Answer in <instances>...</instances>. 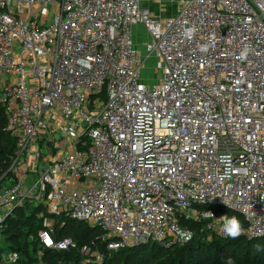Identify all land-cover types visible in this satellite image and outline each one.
<instances>
[{"label":"built area","instance_id":"2783aa9c","mask_svg":"<svg viewBox=\"0 0 264 264\" xmlns=\"http://www.w3.org/2000/svg\"><path fill=\"white\" fill-rule=\"evenodd\" d=\"M0 105L16 145L0 230L41 209L37 264L75 248L60 219L98 229L106 252L184 246L191 223L226 239L223 215L264 238V0H186L166 18L141 0H0Z\"/></svg>","mask_w":264,"mask_h":264},{"label":"trees","instance_id":"16d2710c","mask_svg":"<svg viewBox=\"0 0 264 264\" xmlns=\"http://www.w3.org/2000/svg\"><path fill=\"white\" fill-rule=\"evenodd\" d=\"M15 138L7 130L6 116L0 105V179L6 173L15 155ZM3 180L0 181V186ZM41 209L30 204L16 209L6 219L0 230L5 243L0 248L1 256L5 252H17L18 264H37V234L43 229L42 221L36 217ZM243 227L244 222L239 218ZM56 225L57 238H70L75 248L69 251L53 252L45 250L42 264H93L85 262L78 249L84 245H94L104 254L103 264H264V238L247 241L242 235L236 239H222L212 235L209 239L202 224L191 223L193 238L184 246L167 249L163 244H149L119 252H106L104 244L97 240L98 229L81 225L65 232L70 220H59ZM64 222V226L61 224Z\"/></svg>","mask_w":264,"mask_h":264},{"label":"crops","instance_id":"0c3cea01","mask_svg":"<svg viewBox=\"0 0 264 264\" xmlns=\"http://www.w3.org/2000/svg\"><path fill=\"white\" fill-rule=\"evenodd\" d=\"M185 1L186 0H141V7L150 11V13L154 16L166 18V17L175 16L179 12V10L183 5V2ZM133 28H132V34H133L132 40L134 44L137 46V49L143 52V43L142 44L137 43V41H140V39H135ZM142 80L146 83H150L155 79L147 82L142 76Z\"/></svg>","mask_w":264,"mask_h":264},{"label":"rangeland","instance_id":"374dc122","mask_svg":"<svg viewBox=\"0 0 264 264\" xmlns=\"http://www.w3.org/2000/svg\"><path fill=\"white\" fill-rule=\"evenodd\" d=\"M134 37L135 39H140V41H137L138 44H146L148 41V35L147 33L142 29L141 26H136L133 28ZM156 59L154 55L152 54L148 59H145L142 64V76L143 78L149 82L154 80L155 78H160V72L156 70L155 68ZM41 213L38 212L36 214V217H40ZM81 223L78 222H71L70 225L65 227V232L70 231L73 228H77L81 226ZM62 226H64V222L62 223ZM83 226V225H82ZM5 246V243H3L1 236H0V248H3Z\"/></svg>","mask_w":264,"mask_h":264},{"label":"clouds","instance_id":"9594fccd","mask_svg":"<svg viewBox=\"0 0 264 264\" xmlns=\"http://www.w3.org/2000/svg\"><path fill=\"white\" fill-rule=\"evenodd\" d=\"M206 217L213 216V213L207 212ZM222 227L221 232L231 239H236L244 233V227L236 216L229 217L228 215H223L221 217Z\"/></svg>","mask_w":264,"mask_h":264}]
</instances>
